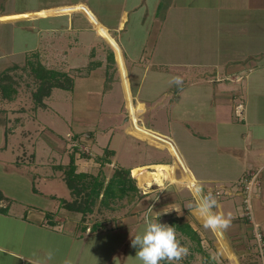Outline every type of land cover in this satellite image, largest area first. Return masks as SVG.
<instances>
[{
  "label": "crops",
  "instance_id": "0c3cea01",
  "mask_svg": "<svg viewBox=\"0 0 264 264\" xmlns=\"http://www.w3.org/2000/svg\"><path fill=\"white\" fill-rule=\"evenodd\" d=\"M135 2L133 11L140 13L145 32L149 36L153 33V44L135 56L122 48L132 92L145 104L143 115L151 111L146 125L175 141L197 184L204 187L202 195L211 193L217 200L214 211L226 218L230 215L231 223L222 233L235 256L222 252L218 233L205 228L191 207L167 223L175 227L176 238L188 249L187 255L161 264H259L252 245L253 225L245 215V192L237 182L257 177L259 182H254L250 191L252 215L264 230V0H165L161 9L159 0L151 13H144L146 0L140 5ZM76 3L88 6L86 0ZM77 13L82 12L40 18L65 17L60 27L94 29L84 13L91 27L79 24L74 19ZM128 13L123 8L115 26L102 23L116 37L119 30H126ZM13 14L17 11L0 10V16ZM12 23L1 20L0 26ZM4 55L0 54V60ZM161 95L173 97L166 107ZM239 103L244 104V118L236 114ZM160 119L165 125L159 124ZM8 134L0 122V153L4 152V157L7 149L17 151L15 140L13 148L8 147ZM8 163L12 164L10 160ZM77 172L87 170L79 167ZM21 173L10 176L24 177ZM50 181L47 178L46 185ZM62 186L34 189L28 185L32 200L17 198L0 186L2 199L8 200L6 205L0 202V264H64L66 260L71 264H140L136 249L131 247L132 238L142 233L149 221L157 222L160 214H166L168 205L174 204L176 210L178 204L177 197L171 203L156 200L150 213L144 205L142 218L146 214L152 218L142 222L139 214H134L115 219L116 225L109 228H102L101 221L70 227L57 212L69 209L62 200L59 202L67 196ZM52 208L57 210L54 218L48 216ZM106 242L111 244V251H107Z\"/></svg>",
  "mask_w": 264,
  "mask_h": 264
},
{
  "label": "rangeland",
  "instance_id": "374dc122",
  "mask_svg": "<svg viewBox=\"0 0 264 264\" xmlns=\"http://www.w3.org/2000/svg\"><path fill=\"white\" fill-rule=\"evenodd\" d=\"M78 1L81 0H10L9 3L8 0H0V10L17 11L18 14V11L38 10ZM86 1L98 14L99 19L111 26L116 25L123 8L128 9L126 30L115 33L126 54H142V48L152 46L153 33L149 36V33L145 32L139 18L140 13L133 11L135 0ZM136 1L138 5L144 2ZM146 1L144 13H151L159 0ZM34 19L37 20L33 22ZM74 19L85 27H91L82 13L75 14ZM65 20V17H22L14 19L12 24L0 26V54H5L3 60H0V71L8 72L7 82H11L16 89L10 91L12 96L9 98L0 91V122L6 125V133H9L11 143L8 142V147L16 141L14 147L17 150H5V157L4 152L0 153V186L17 198L28 200L31 199L28 185L34 189L63 185L67 196L59 198V202L63 200L64 207L67 202L78 204L84 197V194L77 195L67 186L66 173L59 167L67 166L72 154L75 155L77 170L80 167L93 175L102 173L106 183L116 167L122 164L132 169L133 166L156 162L174 164L167 148L139 139L127 131L131 125L130 114L113 47L93 28L85 31L60 27ZM46 27L49 30H46ZM111 51L114 52L116 63L111 62ZM34 52L39 53L43 65L68 73L73 80L72 87H53L50 94L44 96L43 89L39 90L41 79L36 77L28 64ZM16 64L18 66H14ZM59 79L64 84L71 80L61 75ZM158 84L161 86L163 82L160 80ZM37 92L42 97L40 101L37 99ZM171 98L173 97L165 98L161 95L160 99L165 102L164 107ZM142 116L144 123L148 124L152 116L151 111ZM158 121L159 124H164V120ZM10 147L13 148V145ZM107 149L114 150L115 153L111 155ZM104 156L109 157L111 163H104L101 160ZM6 157L12 164L5 161ZM2 161H5V164ZM18 172H22L21 175L25 178L10 176ZM47 178L52 181L46 185ZM135 179L138 192H135L132 199L124 197L114 200L113 210L104 207L100 198L94 205L93 212L83 213L66 208L57 211L52 208L50 214L54 218L56 211L61 213L59 216L64 218L66 225L70 227H82L101 221L102 228H109L113 224L116 225L115 219L134 214H139L141 222L143 218H152L147 214L142 218L144 211L141 207L147 206L146 210L150 213L149 208L154 201L171 203L177 197V209L175 210L174 204L168 205V212L159 215L158 221L167 224L174 215L181 210L189 211L197 202L187 185L178 186L166 179L164 186L154 185L146 188L139 185L136 176ZM199 184L204 191L202 184ZM4 199L6 198L0 197V202L3 201L6 205L8 200H5L6 203ZM208 233L213 235L211 231ZM110 245L107 244V251H111ZM212 250L210 247V251ZM211 253L216 256L214 251Z\"/></svg>",
  "mask_w": 264,
  "mask_h": 264
},
{
  "label": "bare ground",
  "instance_id": "6f19581e",
  "mask_svg": "<svg viewBox=\"0 0 264 264\" xmlns=\"http://www.w3.org/2000/svg\"><path fill=\"white\" fill-rule=\"evenodd\" d=\"M80 11L84 13L93 24L95 31L101 35L114 49L116 54L117 64L119 66L120 75L122 78V85L125 93L126 104L130 114L131 125L127 131L135 137L161 147L167 148L170 154L174 157V164L157 162L149 164H141L132 169L133 175L138 179L139 185L148 188L154 185L164 186L167 179L171 184L178 186L187 185L192 188L197 184V179L191 173L188 165L186 164L177 144L175 141L150 127H148L143 119L142 114L145 111V104L140 102L132 92L130 77L128 74L125 57L122 47L115 36L112 35L109 28L102 23V21L93 13V11L84 3H75L68 5L55 6L50 9H41L37 11H26L19 14L0 16L1 20H14L22 17H45L53 14H65ZM152 169V170H150ZM201 220V219H200ZM202 221V220H201ZM220 237L221 250L225 255L232 254L228 244L225 241L222 231L217 232Z\"/></svg>",
  "mask_w": 264,
  "mask_h": 264
},
{
  "label": "trees",
  "instance_id": "16d2710c",
  "mask_svg": "<svg viewBox=\"0 0 264 264\" xmlns=\"http://www.w3.org/2000/svg\"><path fill=\"white\" fill-rule=\"evenodd\" d=\"M165 5V0H162L159 4V8H163ZM33 58L29 59L30 68L34 71L36 77L41 79L40 89L44 91V96L50 94V90L53 87H59L64 89H70L72 87L73 80L70 75L66 72L57 71L55 69L48 68L39 59V53L34 52ZM111 62H115L114 52H110ZM14 66H18L17 64ZM66 77V79H71L67 83H63L59 76ZM9 75L7 71H0V91L5 95V97H11V90H16L11 82H7ZM37 95L38 92L36 93ZM40 101L42 99L41 95L37 96ZM45 106V103H44ZM109 154H114V150L107 149ZM101 160L104 163H111L109 157H102ZM60 168L64 169L66 173V183L67 186L72 189L77 195L84 194L82 201L80 203H66L69 209L85 212H93V207L97 201L101 198V204L108 209H115L113 202L116 199H121L124 197H129L132 199L135 196V192H138L139 188L136 184L135 176L132 173V168L129 167H116L113 175L106 183L105 175L100 173L99 175H93L88 172H77V166L75 163V155H71L70 163L67 166L60 165ZM0 197L2 194L0 193ZM81 197V196H80ZM63 201V200H62ZM66 202V201H64ZM117 209V208H116ZM50 213L48 214V216Z\"/></svg>",
  "mask_w": 264,
  "mask_h": 264
},
{
  "label": "clouds",
  "instance_id": "9594fccd",
  "mask_svg": "<svg viewBox=\"0 0 264 264\" xmlns=\"http://www.w3.org/2000/svg\"><path fill=\"white\" fill-rule=\"evenodd\" d=\"M180 82L177 78L176 83ZM191 191L197 200L193 211L203 221L205 228L221 232L230 225V215L226 218L214 211L218 203L211 193L202 195L199 185H193ZM131 247L136 249L135 255L140 264H161L162 261L180 260L188 253V249L176 238L175 227L159 221H149L143 232L132 238ZM52 255L49 251L48 257L51 258ZM64 264H71V261L66 260Z\"/></svg>",
  "mask_w": 264,
  "mask_h": 264
},
{
  "label": "built area",
  "instance_id": "2783aa9c",
  "mask_svg": "<svg viewBox=\"0 0 264 264\" xmlns=\"http://www.w3.org/2000/svg\"><path fill=\"white\" fill-rule=\"evenodd\" d=\"M245 107L243 103H239L236 106V113L238 116H240L241 118H244L245 116ZM254 182L258 183V179L257 177L251 176V177H245L243 179H241L240 181H238L237 183L239 184L240 188L242 189V191L245 192V196H244V205H245V215L246 217H248V219L251 220L252 225H253V235H252V245H253V249H254V254L257 257V261L259 262V264H264V230L263 227L261 225V223L255 221L253 219V204H252V197L250 194V191L252 190V186L254 185ZM224 192V191H222ZM218 194H221L220 191L217 192ZM226 194H231L229 192H226Z\"/></svg>",
  "mask_w": 264,
  "mask_h": 264
}]
</instances>
